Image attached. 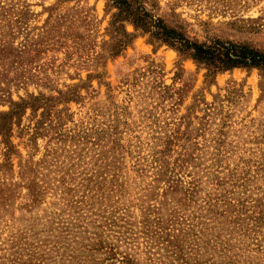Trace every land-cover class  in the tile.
Returning a JSON list of instances; mask_svg holds the SVG:
<instances>
[{"label": "rangeland", "instance_id": "rangeland-1", "mask_svg": "<svg viewBox=\"0 0 264 264\" xmlns=\"http://www.w3.org/2000/svg\"><path fill=\"white\" fill-rule=\"evenodd\" d=\"M141 1L189 40L264 50V0ZM117 13L0 0V264H264V72Z\"/></svg>", "mask_w": 264, "mask_h": 264}, {"label": "trees", "instance_id": "trees-1", "mask_svg": "<svg viewBox=\"0 0 264 264\" xmlns=\"http://www.w3.org/2000/svg\"><path fill=\"white\" fill-rule=\"evenodd\" d=\"M109 1L117 10V16H122L124 21L131 23L135 31L147 34L153 41L172 48L181 57L215 71L242 68L264 72L263 49L219 39L209 42L192 41L182 32L168 27L160 18L150 14L141 0Z\"/></svg>", "mask_w": 264, "mask_h": 264}]
</instances>
